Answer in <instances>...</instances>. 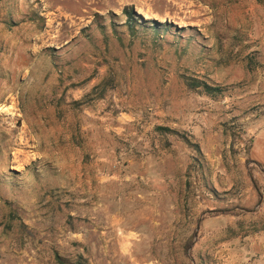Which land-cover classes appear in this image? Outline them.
I'll return each instance as SVG.
<instances>
[{
  "label": "rangeland",
  "instance_id": "rangeland-1",
  "mask_svg": "<svg viewBox=\"0 0 264 264\" xmlns=\"http://www.w3.org/2000/svg\"><path fill=\"white\" fill-rule=\"evenodd\" d=\"M0 264H264V0H0Z\"/></svg>",
  "mask_w": 264,
  "mask_h": 264
},
{
  "label": "trees",
  "instance_id": "trees-1",
  "mask_svg": "<svg viewBox=\"0 0 264 264\" xmlns=\"http://www.w3.org/2000/svg\"><path fill=\"white\" fill-rule=\"evenodd\" d=\"M125 16L127 18V23L129 26L132 25V22L135 20L134 17L136 18H140L138 17V15H136V13L131 9H125ZM141 19V18H140ZM135 23V22H134ZM206 90L210 89L209 87H207L206 85H202Z\"/></svg>",
  "mask_w": 264,
  "mask_h": 264
},
{
  "label": "bare ground",
  "instance_id": "bare-ground-1",
  "mask_svg": "<svg viewBox=\"0 0 264 264\" xmlns=\"http://www.w3.org/2000/svg\"><path fill=\"white\" fill-rule=\"evenodd\" d=\"M147 18V17H146Z\"/></svg>",
  "mask_w": 264,
  "mask_h": 264
}]
</instances>
